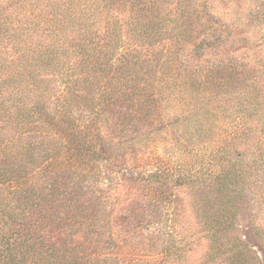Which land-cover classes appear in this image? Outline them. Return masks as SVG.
<instances>
[{"label":"trees","instance_id":"16d2710c","mask_svg":"<svg viewBox=\"0 0 264 264\" xmlns=\"http://www.w3.org/2000/svg\"><path fill=\"white\" fill-rule=\"evenodd\" d=\"M236 10L0 0V264H262L236 221L264 203V35Z\"/></svg>","mask_w":264,"mask_h":264},{"label":"rangeland","instance_id":"374dc122","mask_svg":"<svg viewBox=\"0 0 264 264\" xmlns=\"http://www.w3.org/2000/svg\"><path fill=\"white\" fill-rule=\"evenodd\" d=\"M225 4L227 0H218ZM236 7L234 13L240 23L246 25L254 32V39L258 40L264 35V0H232ZM242 19V20H241ZM262 24V25H261ZM264 52V43L262 45ZM261 195L251 193L241 204L240 212L236 221V233L247 241L249 248L261 258L264 264V249L260 246L256 237L255 229L258 225L264 227V203H261Z\"/></svg>","mask_w":264,"mask_h":264}]
</instances>
